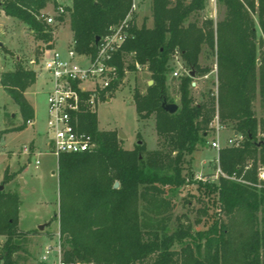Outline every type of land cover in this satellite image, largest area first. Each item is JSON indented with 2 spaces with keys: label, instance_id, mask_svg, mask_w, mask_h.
Returning <instances> with one entry per match:
<instances>
[{
  "label": "trees",
  "instance_id": "obj_1",
  "mask_svg": "<svg viewBox=\"0 0 264 264\" xmlns=\"http://www.w3.org/2000/svg\"><path fill=\"white\" fill-rule=\"evenodd\" d=\"M47 1L0 0V9L26 24L36 40L49 43L52 29L40 17ZM219 1L225 6V15L218 21L206 15L201 22L189 20L206 8V0H151V27L145 22L138 26L133 14L129 36L112 62L121 79L126 76L125 69H136L135 63L147 67L153 83L145 90L135 88L132 100L139 119L154 117L160 147L148 150L139 132L134 148L126 149L117 130H99L96 112L82 114V127L97 146L58 158L59 209L52 221L59 223L64 261L264 264V180L260 177L264 144H257L264 139V116L258 119L252 108L258 92L264 109V0ZM132 3L72 0L65 11L70 15L75 50L94 54L95 37L119 24ZM203 52L206 58H214L217 82L215 89L196 101L192 82L213 70L200 62ZM177 55L189 73L178 76L175 91L180 102L177 110L169 113L162 103H174L167 81ZM36 77L33 70L20 64L1 73V84L18 105L23 120L12 129L21 130L34 118L25 91ZM117 85H112L113 91ZM216 116L221 125L242 136L238 145L219 151L221 173L217 179L199 181L216 211L209 214L208 207L203 209L208 217L205 229L179 226L168 232L167 220L176 205L167 192L185 183L181 163L212 128ZM22 169L13 173L6 169L3 182L14 179ZM116 181L119 185L114 187ZM19 207L17 191H0V236L4 237L0 264H24L20 254L27 253L24 238L36 233L20 230ZM188 237H196V243L184 242Z\"/></svg>",
  "mask_w": 264,
  "mask_h": 264
},
{
  "label": "rangeland",
  "instance_id": "obj_2",
  "mask_svg": "<svg viewBox=\"0 0 264 264\" xmlns=\"http://www.w3.org/2000/svg\"><path fill=\"white\" fill-rule=\"evenodd\" d=\"M72 0H48L43 12L54 15L58 11V6L64 8V12L59 15L63 20L57 21L49 27L54 30V48L65 55L73 40L70 29V15L65 11L66 6H70ZM135 23L141 26L143 22L151 27L153 24L151 14V0H136ZM212 17L214 20L222 19L225 15V6L219 0H206V8L190 16L189 20L201 22L203 16ZM256 23L257 14H254ZM258 25V24H257ZM260 33V31H259ZM257 32V41L259 34ZM40 40L34 38L33 32L26 24L17 18L6 15L0 9V76L7 70H13L17 64L30 68L31 61L38 58ZM205 49V46H204ZM200 62L203 65L213 67L205 76L195 80L192 86V94L196 101H201L210 89L216 88V68L214 58L205 57V52L201 55ZM130 63V62H129ZM128 64V63H127ZM180 57L175 56L173 63L174 70L182 71ZM173 70V71H174ZM215 70V71H214ZM150 81V73L146 66L139 65L135 70L128 69L125 78L117 90L107 102H100L96 107L99 130H123L126 138L122 139V145L126 149L134 148L138 142V133L146 142L148 150L160 147L154 125V117L141 120L137 114L132 94L135 88L145 90ZM178 76L168 75V94L179 105V94L175 91V84ZM49 84L44 73L36 77L33 85L27 88L26 97L35 106L36 113L32 122L21 129H12L23 122L19 107L9 94L5 91L0 81V185L4 184V190L17 191L20 196L19 218L20 230L37 228L34 236L24 238V247L27 253H21V263L36 264L38 257L44 254L48 245H56L59 239V223L53 220V215L58 212V176L51 174L57 169L58 159L46 151V119L47 104L46 97ZM252 108L255 116L259 119L264 116V109L261 104L260 95L256 92L253 99ZM217 136L214 128L208 130L204 137L197 143L196 149L192 153L185 155L181 166L182 176L185 183L167 192V196L175 202V208L170 212L167 220V231L172 232L179 226H191L192 230L205 229L208 227V217L203 213V209L209 208V214L216 211V207L211 204L209 197L205 194V189L199 187V181H206L209 177L217 179L221 173L219 168V151L224 146L229 145L228 140L235 136V132L230 127L223 126L219 132L222 147L217 150L212 147L211 142ZM34 141L37 151L29 155L22 153L23 146ZM38 154V155H37ZM39 159L40 164L36 167L35 160ZM26 168L14 179L4 183L6 169L9 173L16 172L21 167ZM58 172V169H57ZM260 177L264 180V168H260ZM23 178V180H21ZM154 217V216H153ZM48 221L43 229L39 230V225ZM43 234L37 238L36 235ZM196 238V237H195ZM194 237H188L184 242L196 243ZM4 237L0 236V245ZM180 244H175L179 248ZM49 260H54V253L49 255Z\"/></svg>",
  "mask_w": 264,
  "mask_h": 264
},
{
  "label": "built area",
  "instance_id": "obj_3",
  "mask_svg": "<svg viewBox=\"0 0 264 264\" xmlns=\"http://www.w3.org/2000/svg\"><path fill=\"white\" fill-rule=\"evenodd\" d=\"M136 0L126 17L116 25L110 27V31L100 37L97 49L94 54L79 53L74 48V40L63 55L54 48V30H52V41L41 42L38 58L31 61L30 69L36 75L42 73L46 76L49 89L47 91V119H46V151L53 154L57 159L63 153H82L91 151L97 146L93 136L82 127L81 116L87 110L96 111L100 102H107L111 99L113 91L112 85L118 82L117 88L123 79L120 78L119 69L112 62L114 55L121 48L129 36L128 28L135 10ZM64 12L63 6H58V11L48 14L41 11L40 17L47 25H54L59 16ZM136 68L139 64L135 63ZM182 71L174 70L173 76H179L186 72L183 66ZM128 69H125L127 73ZM195 81L192 82V85ZM32 120L27 123L30 124ZM217 132V136L212 140L211 145L219 150L222 145L219 138L220 124L216 116L210 124ZM242 136L235 135L228 140L238 145ZM32 152L30 145H24L22 153L29 155ZM40 160H35L36 167ZM54 253V260H49V255ZM40 261L49 264H75L64 261L60 244V234L56 245H48ZM79 264V263H76Z\"/></svg>",
  "mask_w": 264,
  "mask_h": 264
},
{
  "label": "water",
  "instance_id": "obj_4",
  "mask_svg": "<svg viewBox=\"0 0 264 264\" xmlns=\"http://www.w3.org/2000/svg\"><path fill=\"white\" fill-rule=\"evenodd\" d=\"M0 5H1V2H0ZM99 40H100V36L97 35L95 37V43L97 44L99 42ZM259 62L260 61H258V63ZM191 75H193V72H191ZM152 83H153V80H150L149 83H148V85H151ZM162 107L167 112L174 113L177 110L178 105L176 103H171V102H168L167 100H164L163 103H162ZM235 135H237V132L236 131H235ZM118 136H119V138H126V134L121 129L118 131ZM257 144L258 145L264 144V139L259 140L257 142ZM118 185H119V182L116 181L115 184H114V187H117ZM2 190H4V184H1L0 185V191H2ZM43 227H44V225H40L39 226V229H43ZM0 261H1V259H0Z\"/></svg>",
  "mask_w": 264,
  "mask_h": 264
},
{
  "label": "crops",
  "instance_id": "obj_5",
  "mask_svg": "<svg viewBox=\"0 0 264 264\" xmlns=\"http://www.w3.org/2000/svg\"><path fill=\"white\" fill-rule=\"evenodd\" d=\"M1 11L4 13V11L1 9ZM220 20V19H219ZM152 21H153V19H152ZM216 21V20H215ZM218 21V20H217ZM70 23V22H69ZM215 71V70H214ZM149 72V71H148ZM195 84H196V82H195ZM194 84V85H195ZM26 92L27 91H25V95H26ZM31 103V102H30ZM32 104V103H31ZM32 106L34 107V111H35V113H36V108H35V106L32 104ZM35 115V114H34ZM28 145H30L31 146V148H32V152H34V151H37L36 150V146H35V144H34V141L33 142H31L30 144H28ZM37 153L39 154L40 152L39 151H37ZM37 154V155H38ZM26 168V166L24 167L23 166V169H22V171L24 170ZM57 169H58V164H57ZM57 169L56 170H52L51 171V174H53V175H55V174H57V176H58V172H57ZM21 171V172H22ZM20 172V173H21ZM20 173L18 174V175H20ZM21 180H23V178L21 179ZM48 221H45L44 223H42L41 225H45L46 223H47ZM19 226H20V218H19ZM40 226V225H39ZM34 229H37L36 227L35 228H29V229H25V231H30V230H34ZM39 229V228H38ZM22 230H24V229H22ZM39 230H41V229H39ZM43 234H39V235H36L35 237H37V238H39V237H41ZM31 236V235H30ZM32 236H34V235H32ZM26 254V253H25ZM38 259H39V261H40V259H41V257H38Z\"/></svg>",
  "mask_w": 264,
  "mask_h": 264
}]
</instances>
